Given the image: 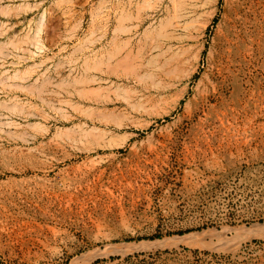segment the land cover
I'll return each instance as SVG.
<instances>
[{
    "label": "rangeland",
    "instance_id": "374dc122",
    "mask_svg": "<svg viewBox=\"0 0 264 264\" xmlns=\"http://www.w3.org/2000/svg\"><path fill=\"white\" fill-rule=\"evenodd\" d=\"M24 117L51 130L0 139V264H264V0H0Z\"/></svg>",
    "mask_w": 264,
    "mask_h": 264
},
{
    "label": "bare ground",
    "instance_id": "6f19581e",
    "mask_svg": "<svg viewBox=\"0 0 264 264\" xmlns=\"http://www.w3.org/2000/svg\"><path fill=\"white\" fill-rule=\"evenodd\" d=\"M22 119H25L27 121V123L22 124V122L21 123L20 122L19 123L11 122V121L6 122L2 118V120L0 121V139L5 138V136L3 135L4 131H6V128H11V127H16V128L24 130V134H26L22 140V143H24V144L36 143L39 140H43L44 138H46L49 135L51 129L49 126L46 127L45 126L46 124L43 123L42 121L38 120V122L32 123V117H24ZM9 132H10V130H9Z\"/></svg>",
    "mask_w": 264,
    "mask_h": 264
}]
</instances>
